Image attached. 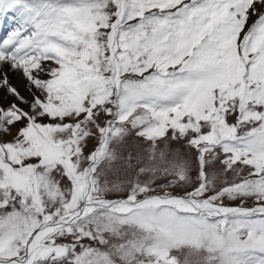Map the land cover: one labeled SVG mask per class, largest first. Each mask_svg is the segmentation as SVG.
<instances>
[{"label":"snow or ice","instance_id":"snow-or-ice-1","mask_svg":"<svg viewBox=\"0 0 264 264\" xmlns=\"http://www.w3.org/2000/svg\"><path fill=\"white\" fill-rule=\"evenodd\" d=\"M9 13L0 264H264V0Z\"/></svg>","mask_w":264,"mask_h":264},{"label":"bare ground","instance_id":"bare-ground-1","mask_svg":"<svg viewBox=\"0 0 264 264\" xmlns=\"http://www.w3.org/2000/svg\"><path fill=\"white\" fill-rule=\"evenodd\" d=\"M14 26V21L12 19V14H4L0 15V38L5 37L6 33L11 30ZM9 79L11 83L18 88L21 94L26 97L29 96L28 89L26 87V81L23 76L19 73H9ZM0 97L6 96V92L4 90H0Z\"/></svg>","mask_w":264,"mask_h":264},{"label":"rangeland","instance_id":"rangeland-1","mask_svg":"<svg viewBox=\"0 0 264 264\" xmlns=\"http://www.w3.org/2000/svg\"><path fill=\"white\" fill-rule=\"evenodd\" d=\"M1 93V92H0ZM1 94H3V93H1ZM24 95V94H23ZM5 96V95H4ZM25 96V95H24ZM26 97V96H25ZM4 139H10V137H8V136H5L4 137ZM93 144H94V141H90L89 142V148H92L93 147ZM110 179H113V180H115V179H117V177H109ZM120 179H123V177H120ZM220 179L221 180H224V179H228V180H231L232 179V176H231V174H229V175H227L226 177L225 176H221L220 177ZM177 256H178V258L179 259H181V260H183L184 259V257L187 255V253L185 252V253H175ZM189 259H191V260H195L196 258L195 257H189Z\"/></svg>","mask_w":264,"mask_h":264}]
</instances>
